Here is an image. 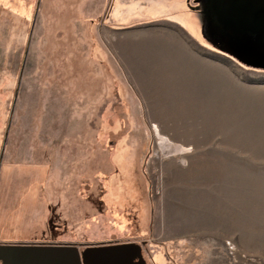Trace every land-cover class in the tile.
Listing matches in <instances>:
<instances>
[{
    "label": "rangeland",
    "instance_id": "rangeland-1",
    "mask_svg": "<svg viewBox=\"0 0 264 264\" xmlns=\"http://www.w3.org/2000/svg\"><path fill=\"white\" fill-rule=\"evenodd\" d=\"M189 4L0 0V244L135 242L146 264H264V70L217 58L220 99L156 116L137 89L149 80L109 47L164 18L205 42ZM153 123L188 151L163 153ZM70 137L94 161L75 175Z\"/></svg>",
    "mask_w": 264,
    "mask_h": 264
},
{
    "label": "crops",
    "instance_id": "crops-1",
    "mask_svg": "<svg viewBox=\"0 0 264 264\" xmlns=\"http://www.w3.org/2000/svg\"><path fill=\"white\" fill-rule=\"evenodd\" d=\"M112 14L111 24H120L116 19L119 12L114 8ZM162 20H166L168 25L156 24L154 28L143 26L117 33L109 38V47L122 67L132 75L141 76L144 83L149 80V89L142 86L137 89L142 95L147 94V98L143 96V99H148V108L162 111L151 115H200L196 110L205 108L207 102L220 99L221 77L226 71L218 59L224 58L234 65H238V62L210 47L178 20L159 19ZM147 21L155 22L158 19H141L133 23ZM110 29L122 31L116 25ZM225 74L226 79L228 74ZM228 87L230 85L225 84L227 93ZM167 110L170 112H163ZM210 143L205 144L204 148L210 147Z\"/></svg>",
    "mask_w": 264,
    "mask_h": 264
},
{
    "label": "water",
    "instance_id": "water-1",
    "mask_svg": "<svg viewBox=\"0 0 264 264\" xmlns=\"http://www.w3.org/2000/svg\"><path fill=\"white\" fill-rule=\"evenodd\" d=\"M189 2V0H187ZM205 42L239 64L264 70V0H193ZM0 244L1 264H146L141 245Z\"/></svg>",
    "mask_w": 264,
    "mask_h": 264
},
{
    "label": "trees",
    "instance_id": "trees-1",
    "mask_svg": "<svg viewBox=\"0 0 264 264\" xmlns=\"http://www.w3.org/2000/svg\"><path fill=\"white\" fill-rule=\"evenodd\" d=\"M87 137V136H86ZM77 147L79 150H80V154L82 155H88L89 156V149H88V147L89 146H87V143L85 144V142H84V140L83 139H76V140H74L72 137H70V138H68V141H67V144H66V147L64 148L65 150L62 152V154H61V157H63V156H67V157H71V159H70V161H72V165L75 167V169H74V173H73V175H75L76 173H78L79 171H86V168L88 167H90V166H92V165H94V161H93V156L91 157V161L89 162V163H87V165H86V167H85V164H84V162H80L79 160H78V158H79V154H78V151L76 152H74V150H72L73 148L72 147ZM69 152L68 154H66L67 153V151ZM72 150V151H71ZM85 153V154H84ZM93 153V152H92ZM91 153V154H92ZM86 161V160H85ZM79 163V164H78ZM62 164L63 165H65V162H62ZM66 166V165H65ZM64 172V171H63ZM67 172H71V171H67ZM70 187V186H69ZM72 188H73V186H71V194H70V196H72V197H74V198H76L75 196H74V194H73V192H72ZM89 201H91V198H85V199H83V200H78V203L80 204V205H83L85 208H86V206L88 205L87 204V202H89Z\"/></svg>",
    "mask_w": 264,
    "mask_h": 264
},
{
    "label": "bare ground",
    "instance_id": "bare-ground-1",
    "mask_svg": "<svg viewBox=\"0 0 264 264\" xmlns=\"http://www.w3.org/2000/svg\"><path fill=\"white\" fill-rule=\"evenodd\" d=\"M152 127L155 131V134L158 137V140H159L158 144L163 153L181 154V153L188 151V148H184L183 146L174 145L173 143H171L170 140L166 136L160 133V130L157 124L153 123Z\"/></svg>",
    "mask_w": 264,
    "mask_h": 264
},
{
    "label": "flooded vegetation",
    "instance_id": "flooded-vegetation-1",
    "mask_svg": "<svg viewBox=\"0 0 264 264\" xmlns=\"http://www.w3.org/2000/svg\"><path fill=\"white\" fill-rule=\"evenodd\" d=\"M121 243H125V242H109V243H101V244H105V245H113V244H121ZM45 244H54V243H45ZM86 245H82L80 247V249H83Z\"/></svg>",
    "mask_w": 264,
    "mask_h": 264
}]
</instances>
